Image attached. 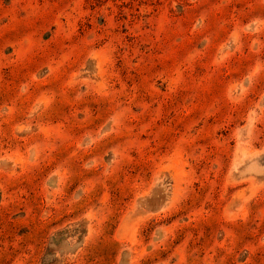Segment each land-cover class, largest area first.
Returning a JSON list of instances; mask_svg holds the SVG:
<instances>
[{"label":"rangeland","instance_id":"1","mask_svg":"<svg viewBox=\"0 0 264 264\" xmlns=\"http://www.w3.org/2000/svg\"><path fill=\"white\" fill-rule=\"evenodd\" d=\"M0 264H264V0H0Z\"/></svg>","mask_w":264,"mask_h":264}]
</instances>
